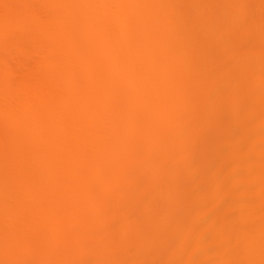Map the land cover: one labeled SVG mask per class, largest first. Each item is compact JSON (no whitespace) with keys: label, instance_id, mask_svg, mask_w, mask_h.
Instances as JSON below:
<instances>
[{"label":"bare ground","instance_id":"bare-ground-1","mask_svg":"<svg viewBox=\"0 0 264 264\" xmlns=\"http://www.w3.org/2000/svg\"><path fill=\"white\" fill-rule=\"evenodd\" d=\"M0 5V38L5 42L3 46L8 45L5 41L8 38L10 42H18L16 45L20 43V47L31 38L33 44L38 45L34 47V54L39 61L38 77L35 80L21 78L22 81L16 83L12 81L13 89L10 80L3 78V74L10 69L7 70L2 63L0 65V125L10 126L15 136H11V141H2L5 134L0 133V183L13 185L1 188L0 200L16 196L24 202L17 207V216L23 215L34 220L40 232L50 228L52 235L53 231L57 232L55 235L62 234L60 240L66 238L71 241L75 234L72 236L70 233L80 231L76 237L84 242V252L87 250L88 254L96 258L95 264L109 261L108 264H115V261L122 257L123 260L126 256L124 264L131 263L134 256L133 264L264 262V0H0ZM255 44L260 45L257 50L254 49ZM83 49L88 53L84 62L77 59ZM93 59L103 64L96 67L91 64ZM230 82H233L231 86ZM5 88L11 91L6 93ZM23 97L29 102L25 103ZM167 100L174 102L173 109L177 113L173 112L169 118V115L164 118L162 103ZM226 102H230L231 107ZM223 104L230 107L226 111L232 110L229 113L232 120H229V126L225 122H218L221 121L220 105ZM32 108L34 111H31ZM203 119L204 122L205 119L212 121L208 124ZM162 122L168 125L166 131L162 130ZM164 132H168L170 138L167 133L162 135ZM163 136L169 138L166 139L168 142L171 139L181 142L178 144L182 147V155L180 152L179 155L171 154V163L167 162V153L160 155L162 144L166 142ZM229 137L236 139L228 145ZM218 138H221L217 140L218 143L221 142L223 146L227 143L222 149H216L222 146L217 143ZM197 141L202 142L201 145ZM168 142L165 147L168 144V147L171 146ZM212 142H216L217 146ZM167 149L163 151L168 152ZM153 151L155 157L151 154ZM176 155L177 158H174ZM127 157L132 160L127 162ZM144 158L153 161L152 164ZM178 158H183L180 160L183 165L174 164V159L179 162ZM133 160H139L132 164L136 169H143L141 166L137 168L141 162L142 165L149 164L147 172L150 173L147 176L143 173V177L141 172L137 176L141 179V185L145 180H150L156 171H161L156 172L158 177L162 175V170L166 169L168 173L171 169L167 177L172 178L168 180L163 174L164 181L160 179L162 182H157L156 186L159 183L163 187L166 183L178 185L180 191H175V188V193H172V187L167 184L162 188L163 192L166 193V188H170H167L171 191H167V194L169 192L172 197H164L166 194L157 191L155 182L150 187L149 184L144 185V188L139 184L141 187L138 188L137 181L140 179H128L127 173H124L126 164ZM163 161L173 165L169 169ZM106 169L116 176L106 173ZM30 173L36 176L32 177L34 190L24 192L21 183L23 179L26 182V176ZM173 174L177 176L176 179ZM107 175L116 179L115 182L112 180L114 185L125 183L124 188L119 187L122 191L116 189L118 186H114ZM141 177L147 178L143 180ZM93 179H101L98 182H101V187H110L104 191L110 197L103 192L104 197H98V201L94 197L86 198L85 189L92 181L96 182ZM128 180L129 183L132 181L131 188L137 190L146 187L148 192V188L151 191L156 187L154 190L158 196L153 198H161L162 195L167 198L156 210L162 215V220L147 209L150 214H145L149 218L152 216V219L155 217V222L147 218L142 221L141 227L135 225L138 216L134 218L131 212L134 207H130V210L129 206L134 197L137 199L139 195V202L140 198L145 199L147 195L141 193L145 190H140L134 196L135 189L130 190L133 194L127 190L133 196L129 195L124 191L130 189L126 185ZM176 180L180 184L184 183L182 188ZM18 183L20 188L15 186ZM158 186L160 189L161 186ZM169 198L178 205L172 206L173 201ZM88 199L92 200L87 202ZM115 203L120 206L122 203V211L128 209L125 213L127 216L122 213L120 217V212H117L119 216L112 213L114 219L112 216L108 218L106 208L112 204L109 208L112 210ZM94 204L98 206L97 210ZM84 205L92 206L93 211L95 209L98 213L106 209L104 218L96 212L99 217L94 215L97 219L90 220L97 222L98 229L102 228L100 236L93 238L90 233L92 229L86 228L87 225L83 224L86 222L80 221ZM156 205L153 207L156 208ZM164 205L165 208L172 206L175 210L171 213L172 209H165ZM195 205L201 208L200 211L195 209ZM120 206L114 208L117 210ZM151 206L148 208L151 209ZM192 207L198 212H193ZM166 210L171 211L165 213L167 216L170 214L168 218L164 215ZM129 211L133 217L128 214ZM159 214L155 213L156 216ZM19 217L16 218L18 220L14 218L15 225L21 221ZM127 219L132 221L130 225ZM109 220L121 223L109 225L110 230L107 226ZM156 220L159 222L156 223ZM18 223L15 228L19 227ZM151 223L156 226L152 227ZM7 224L12 227L8 226L9 229H14V224ZM130 226L134 229L131 230ZM145 226H150L155 234L149 228H143ZM144 230L149 232V237L152 233L151 239ZM171 231L176 232L175 237H171ZM67 232L69 237L63 235ZM84 232H87V236ZM125 232L133 239L139 234L142 237L146 234L145 238L151 240L139 246L144 254L147 253V259L137 256L139 252L129 256L130 249L137 246L131 248L133 242ZM11 236L9 240H6L7 237H4L6 241L1 240L4 244L1 243L3 247L0 246V249L5 248L3 252H8L10 249L6 248L10 247L12 240L20 246L19 242L23 241L24 247H21L24 254L28 255V264H37L40 259L37 253L31 252L33 245L24 236L25 239L18 235L19 240ZM141 236L137 239H142ZM92 244L94 246L91 248ZM10 252L4 256L6 259ZM95 254H104L109 261L104 260V263L99 260L101 255H98V259ZM49 256H42L45 259L40 257L41 263L46 264L49 259L53 261L54 258ZM6 259L0 258V264H5ZM149 259L151 261H147ZM24 260L17 259L14 263L6 261L10 264H27ZM57 262L62 263L59 260Z\"/></svg>","mask_w":264,"mask_h":264},{"label":"rangeland","instance_id":"rangeland-1","mask_svg":"<svg viewBox=\"0 0 264 264\" xmlns=\"http://www.w3.org/2000/svg\"><path fill=\"white\" fill-rule=\"evenodd\" d=\"M4 1H5V0H4ZM1 2H2V0H1ZM0 6H1V5H0ZM1 8H2V7H1ZM1 8H0V9H1ZM1 10H2V9H1ZM0 12H2V11H0ZM0 14H1V13H0ZM0 39H1V38H0ZM8 39L10 40V38H8ZM1 40H2V39H1ZM9 40H5V41H6V44H8V45L3 46V45L5 44V42H4L3 40H2V43L0 44V45L3 47V48H2V47L0 46V47H1V48H0V61H1V62H0V65H1V63H2L3 66H6L5 68H7V70L10 69L9 71H7L8 73L6 72L5 74H3V78H4V79H7V80H10L9 82L12 83L11 85L13 86V87H12V89H13V88H15V87H14L12 81H14V83H16V81H17V82H21L23 78H24L23 80H26V79H31V80L34 79V80H35V79L38 77V75H39V73H38L39 70H38L37 67H38V64H39L38 62H39V61H38L37 56L34 54V50H35L34 47H38V45H37V43H36V44H33V40H32L31 38H30V40L27 41L24 45L22 44L23 46H21V47L19 46L20 43H19L18 45H16L18 42L16 43L14 40H13V41L11 40V42H10ZM7 41H8L9 43H7ZM0 42H1V41H0ZM3 42H4V43H3ZM255 46H256V47H255ZM259 46H260V45H258V44L256 45V44H255V45H254V49L259 48ZM256 50H257V49H256ZM258 50H259V49H258ZM86 55H87V58H88V53H87V52L85 53L84 49H83L82 51H80V54H79V56H78V58H77L78 61H82V62L86 61V60H85V59H86ZM91 64H92V65H95L96 67H98V66H101V65L103 64V62H102V61H99V60H96V59H93V60L91 61ZM162 71H163V69H162ZM9 72H10V73H9ZM1 74H2V73H1ZM0 77H1V75H0ZM8 78H9V79H8ZM21 78H22V79H21ZM19 79H20V81H18ZM232 83H233V82H232ZM232 83H231V82L229 83L230 86H231ZM229 84H228V85H229ZM15 85H16V84H15ZM228 85H227L226 87H227V88H230ZM7 88H11V87L8 86ZM7 88H5V92H6V93H7V92L9 93L11 90L9 89V91H8ZM6 89H7V91H6ZM225 90H227V89H225ZM228 90H229V89H228ZM226 92H227V91H226ZM223 93H224V92H223ZM223 95H224V94H223ZM228 95H229V94H228ZM228 95H227L226 97H228ZM228 98H229V97H228ZM26 99H28V98H26ZM23 100H25V97H23ZM28 100H29V99H28ZM28 100H25V103L29 102ZM225 100H227V99H225ZM19 101H22V100H19ZM227 101H229V100H227ZM30 102H31V101H30ZM170 102L173 103V104H171ZM224 102H225V101H224ZM242 102H243V101H242ZM22 103H23V102H22ZM166 103H167V104H166ZM168 103H170L172 107H171L170 104H168ZM226 103H228V105L230 104V102H226ZM226 103H225V104H226ZM23 104H24V103H23ZM32 104H33V103H32ZM166 105H168L169 108H167ZM173 105H174V102H172V101H170V100H169V101L167 100L166 102L164 101V102L162 103V112H163V113H162V117L165 118V116L169 115V116H167V117L169 118V117H170V114L173 115V112L175 111V109H173L175 106H173ZM244 105H245V104H244ZM28 106H29V105H28ZM33 106H34V104H33ZM33 106H32V107H33ZM220 106L222 107V109L220 108V110L222 111V113H221V119H220L221 121L218 120V122H223V124H224V122H225V125H228V123H229L230 121H232V120H230L231 118H230V115H229V113H230L232 110H231V111H226V110H227V108L230 110L231 105H229L230 107H229V106H226V105H224V104H223V106H222V105H220ZM225 106H226V108H225ZM29 107H30V106H29ZM164 108L167 109L168 111H166V110L163 111ZM30 109H31V108H30ZM32 109H33V110H31V111H34V108H32ZM172 109H173V110H172ZM26 110H28V109H26ZM221 111H220V112H221ZM225 111H226V112H225ZM168 112H169V113H168ZM218 112H219V111H218ZM218 112H217V113H218ZM223 112L225 113V115H223V114H224ZM227 112H228V113H227ZM167 113H168V114H167ZM175 113H177V112H174V114H175ZM139 114H140V115H144L143 113H142V114L139 113ZM163 114H164V115H163ZM215 114H216V113H215ZM219 114H220V113H219ZM227 114H228V115H227ZM230 114H231V113H230ZM216 115H217V114H216ZM202 116H203V114H202ZM213 116H214V115H211V117H213ZM227 116H228V118H227ZM172 117H173V116H172ZM174 117H175V116H174ZM174 117H173V118H174ZM176 117H177V115H176ZM211 117H210V118H211ZM215 117H216V116H215ZM215 117H213V118H215ZM217 117H218V115H217ZM208 118H209V117H208ZM210 118H209V119H210ZM213 118H212V119H213ZM219 118H220V115H219ZM223 118H225V121L223 120ZM166 119H167V118H166ZM176 119H177V118H176ZM226 119H227V120H226ZM162 120H163V118H162ZM171 120H172V119H171ZM206 120H207V122H208V119H205V122H206ZM214 120H216V119H214ZM229 120H230V121H229ZM0 121H1V120H0ZM165 121H167V120H165ZM165 121H164V122H165ZM168 121H170V120H168ZM209 121H210V120H209ZM211 121H212V120H211ZM211 121H210V122H211ZM172 122H173V121H172ZM174 122H176V121H174ZM203 122H204V119H203ZM203 122H202V123H203ZM205 122H204V123H205ZM210 122H208V124H209ZM169 123H170V122H169ZM230 123H231V122H230ZM1 124H3V123L1 122ZM154 124H155V122H154ZM164 124H165V123H164ZM164 124H163V122H162V126H163V127H162V130H165V131H166V127H167L168 125H166V124H167V123H166L165 126H164ZM206 124H207V123H206ZM211 124H213V122H212ZM211 124H210V125H211ZM200 125H201V124H200ZM1 126H2V125H0V133H1L2 135L5 134L4 137H2V135L0 134L1 137H2L1 140H2V141H4V140H5V141H11V140L13 139L12 137H15V136H13V133H11L12 130L10 129V126H8V125H6V124H5V125L3 124V127L6 129V131L10 129V131H7V132H8V135L6 134L7 132H5V129H4L3 127H1ZM22 126H24V125H22ZM203 126H204V125H203ZM228 126H229V125H228ZM6 127H7V128H6ZM8 127H9V128H8ZM209 127H210V126H209ZM1 128H2V129H1ZM22 128H25V127H22ZM163 128H165V129H163ZM168 128H170V127H168ZM206 129H207V128H206ZM206 129H204V130H206ZM208 129H209V128H208ZM2 130L4 131V133H3ZM25 130H26V129H25ZM167 130H168V129H167ZM168 131H169V130H168ZM166 133H167V135H168V132H166ZM166 133L164 132V134L162 133V135H165ZM11 134H12V135H11ZM9 135H10V138H11V139L9 138ZM11 136H12V137H11ZM168 136H169V135H168ZM1 137H0V138H1ZM153 138H154V137H153ZM155 138H156V137H155ZM162 138H163L164 140H166V139L169 140L170 136H169V138H167L166 136H163ZM176 138H177V137H176ZM3 139H4V140H3ZM7 139H9V140H7ZM163 139H162V141L164 142ZM219 139H221V138L216 139V141H217V140L219 141ZM222 139H223V138H222ZM232 139H233V140H232ZM235 139H236V138H233V137L230 138V137H229V141L227 142L228 145H229V143L232 144V142H233ZM1 140H0V141H1ZM168 140H166V142H164V143L162 144V151H160V155H161V153H162V154L167 153V155L165 154V155L168 157V158H167V159H168L167 162L169 161L168 163H171V161L173 160V157L171 158V154L173 155L174 153H178V155H179V152H180V153H181L180 155H182V152H181L182 147L178 144V143H181V142H180V141L178 142L177 139H176V140L173 139V141H172V139H171V142H168ZM192 140H194V139H192ZM223 140H224V139H223ZM206 141H210V142H211V141H214V140H213V139H212V140H209V139L207 140V139H206ZM218 141H217V143H218ZM221 141H222V140H221ZM167 142L170 143V145H171L170 147H168L169 144L167 145V147H165V145H166ZM176 142H177V143H176ZM197 142H198V141H197ZM197 142H195V143L197 144ZM175 143L178 144V146H176ZM190 143H192V142H190ZM195 143H193V144L195 145ZM198 143H199V142H198ZM201 143H202V142H200L199 144L201 145ZM217 143H216V142H215V143L212 142L213 145H215V144H217ZM227 143L225 142V143H224V146H223V144H222L221 142H219L218 144H220V145L222 144V146H221V147L218 146V147H216V149H219V148L222 149L223 147H225V145H226ZM172 144H173V145H172ZM182 144H183V143H182ZM182 144H181V145H182ZM193 144H191L192 147L194 146ZM199 144H198V145H199ZM203 144H207V143H203ZM209 144H210V143H209ZM174 145H175V146H174ZM173 146H174V148H171V147H173ZM182 146H185V144H183ZM215 146H217V145H215ZM163 147H164V148H163ZM195 147H196V146H195ZM201 147H203V146H201ZM205 147H206V146H205ZM207 147H209L208 144H207ZM166 148H169V149H167V151L169 150L168 152H164V151L166 150ZM183 148H184V147H183ZM193 148H194V147H193ZM163 149H164V151H163ZM195 149H197V148H195ZM199 149H200V147H199ZM199 149H198V150H199ZM224 149H225V148H224ZM25 150H26V149H25ZM237 150H239V149L237 148ZM14 151H15V150H14ZM136 151H137V150H136ZM175 151H176V152H175ZM239 151H240V150H239ZM155 152L158 153L157 150H156ZM137 153H138V151H137ZM150 153H151V152H150ZM138 154H139V153H138ZM140 154H141V153H140ZM140 154H139V155H140ZM151 154L154 156V151H153ZM204 154H205V153H204ZM204 154L202 153V155H204ZM208 154H209V153H208ZM152 155H151V157H153ZM142 156H143V153H142ZM162 156L164 157V155H162ZM204 156H205V155H204ZM138 157H139V156H138ZM143 157H144V156H143ZM151 157L149 158V160H151ZM154 157H155V156H154ZM154 157H153V158H154ZM156 158H157V157H156ZM158 158H159V157H158ZM174 158H177V155H176ZM203 158H204V157H203ZM128 159H129V160H128ZM130 159H131V157H130V158L127 157V158H126L127 162H129ZM138 159H140V158H138ZM164 159H165V158H164ZM169 159H170V160H169ZM131 160H132V159H131ZM144 160L146 161L145 158H144ZM149 160L146 161V162H151V164H152L153 161H149ZM180 160H183V158H182V159L180 158ZM180 160H179V158H178V161H179V162H175V159H174L173 162H174V164L176 163V164L178 165V163H180V165H181L182 162H180ZM133 161H134V160H133ZM145 161H143V162H145ZM156 161H159V162H160V160H156ZM156 161H155V163H156ZM176 161H177V160H176ZM135 162H139V160H138V161H134V162L131 161V163H128V165L125 163L127 169H125L126 172H125V170H124V173H125V174L127 173L126 175L128 176V179H131V178L133 179V178H135L134 180H136V177H137L141 172H142V175H143V173H144L146 176L148 175V173H150V171L147 172V171L149 170V169L147 170V168L149 167V166H148V165H149L148 163H144L143 165H145V166H143V165H142V162L140 161L141 164H139V167L137 166V168H140V166H141V167H143V169H136L135 167H132V164H135ZM155 163H154V164H155ZM168 163H165V162L163 161L164 166L167 165ZM129 164L131 165V168H132V169L134 168L133 171L130 170L131 168L128 169L129 166H130ZM183 164H184V163H183ZM183 164H182V165H183ZM172 165H173V163H172ZM172 165H171V164H168L169 169H170V166H172ZM133 166H134V165H133ZM145 167H146V168H145ZM173 167H174V166H173ZM163 168H164V167H163ZM174 168H175V167H174ZM110 169H111V168H110ZM112 169H113V168H112ZM112 169H111V170H112ZM161 169H162V168H161ZM107 170H108V169L105 170L106 173L111 171V170H109V171H107ZM128 170H130L131 172L128 171ZM114 171H115V170H114ZM114 171H113V172H114ZM165 171H166V169H165ZM165 171L162 170V173H161L162 175H160V176H158V177H157V175H156V172H157V171H156V172H155V175H154L155 177L153 176L154 178H153V177H152L151 179L149 178L150 180H148V181L145 180V181H147V182L144 181V184H142V185H141V183H140L141 179H140L139 177H137V179H140V180L137 181V183H138V184H137V185H138V188L141 187V186L143 187L144 185L147 186V184H149V187H150V184L152 185V183H154V182H155L154 185L156 186L157 182H162L160 179H162V177H164L165 175H166V178H167L168 180H169L170 178H172V177H170V178L167 177V174L171 171V169L168 170V173L165 172ZM105 172H104V173H105ZM158 172H161V171L159 170ZM158 172H157V173H158ZM171 172H172V171H171ZM180 172H181V170H180ZM183 172H184V171H183ZM183 172H182V173H183ZM128 173H129V174H128ZM135 173H136V174H135ZM165 173H166V174H165ZM110 174H113V173L110 172ZM134 174H135V175H134ZM163 174H164V176H163ZM113 175H114V174H113ZM140 175H141V174H140ZM158 175H159V174H158ZM174 175H175V174H173V176H174ZM182 175H183V178H184V174H182ZM115 176H116V175H114L113 177H115ZM117 176H118V175H117ZM122 176L124 177V175H122ZM150 176H152V174L149 175L148 177H150ZM168 176H169V174H168ZM179 176H180V173H179ZM32 177H36V176H35L33 173H30L29 176H26V182H25V183H24V179H23V183H24V184L21 183V186H22L21 189H23L24 192H25L26 190H28V191H33V190H34L33 187H32V186H33V185H32V184H33V178H32ZM107 177H108L109 181H110V180H111V181L113 180L114 182L116 181V179L114 180V178H112V176H108V175H107ZM143 177H145V176L143 175ZM143 177H141V178H143ZM174 177H175L174 179H176L177 176H174ZM105 178H106V176H105ZM121 178H122V177H121ZM146 178H147V177H146ZM146 178H143V180L146 179ZM166 178H165V180H166ZM180 178H181V176H180ZM180 178H179V180H180ZM34 179H35V178H34ZM126 179H127V178H126ZM181 179H182V178H181ZM93 180H95V179H93ZM96 180H97V179H96ZM96 180H95V181H96ZM100 180H101V179H100ZM100 180H99V181H100ZM102 180H103V179H102ZM104 180H105V179H104ZM104 180H103V181H104ZM106 180H107V178H106ZM106 180H105V183H106ZM121 180H123V179H121ZM134 180H133V181H134ZM159 180H160V181H159ZM162 180H163V179H162ZM179 180H178V182H179ZM182 180H183V179H182ZM64 181L69 182L70 179H69V180L64 179ZM99 181H96V182H93V181H92V183H91L89 186L87 185V186H88L87 188L85 187L86 189H85V193H84V194L86 195V198L88 197V198L90 199V198L92 197V199H93V197H94V198H96V201H98L97 198H98V197L102 198V196H103V192L106 191V190H108V189H110V187H109V188H106V187H103V186L101 187V185H99V184H101V182L98 183ZM109 181H108V183H109ZM111 181H110V182H111ZM113 181H112V184H113ZM119 181H120V180H119ZM125 181H126V180H125ZM163 181H164V180H163ZM173 181H174V180H173ZM180 181H181V180H180ZM185 181L187 182V180H185ZM185 181H184V182H185ZM10 182H11V181H10ZM122 182H123V181H122ZM165 182H167V180H166ZM165 182H164V183H165ZM169 182H170V181H169ZM171 182H172V181H171ZM175 182H177V180H176ZM175 182H174V183H175ZM178 182H177V183H178ZM186 182H185V184H186L185 186H187L186 188H188L189 185H188V182H187V183H186ZM11 183H12V182H11ZM102 183H103V182H102ZM123 183H124V182H123ZM123 183H122V184L119 183L118 185L115 184V185L118 186V188H116V187H115V188H116L117 190H120L119 187H120V188H122V187L124 188L125 186L123 185ZM130 183H132V181H131ZM130 183H129V180H128V183L126 182L127 187L130 188V189H126V190L124 189V191L127 192V190H129V192H130L131 189H135V188H133V187L131 188V186H130L131 184H130ZM133 183H134V182H133ZM135 183H136V182H135ZM106 184H107V183H106ZM109 184H110V183H109ZM109 184H108V185H109ZM124 184H125V183H124ZM139 184H140L141 186H140ZM167 184H168V183H166L165 186H166ZM172 184H173V183H172ZM178 184L181 185V188H182V185H183L184 183H181V184H180V182H179ZM5 185H8L7 188H10V187L13 186V185L10 186L11 184H9V183H6ZM5 185H4V183L1 182V183H0V190H1V188H3V186H5ZM103 185H104V183H103ZM113 185H114V184H113ZM113 185H112V186H113ZM115 185H114V186H115ZM121 185H122V186H121ZM158 185L161 186V187H160L161 190L159 189V186H158ZM158 185L156 186V187L159 189V190L157 189V191H161V192H163V189H164L165 186L163 187V184H161V183H159ZM176 185H177V184H176ZM15 186L18 187V188H20V183L16 184ZM105 186H106V185H105ZM110 186H111V184H110ZM132 186H133V185H132ZM135 186H136V185H135ZM168 186H171V185L168 184ZM174 186H175V185H172V186H171L172 189H173V190H171L172 193H173V192L175 193V191H180V188L177 187L178 185L175 186V187H174ZM136 187H137V186H136ZM151 187H152V186H151ZM156 187H154L151 191H150V188H148V192H147L146 187H145V189H138V188H137V190L135 189V191H134L135 194H133V192L131 191L132 194H133L134 196H135L136 194H138L136 191H138V192L140 193V190H141V191H142V190H145V191L148 193V194H146V192H141V193L147 195V197H145V195H140V196H143L142 198L145 197V199H141V198L139 199V200L142 202L141 204H139L140 201H139V202L137 201L139 195H138V197H137V199H136V197H134V198L132 197L133 195L130 194L131 192H130V193L127 192L129 195H132V196H130V197H132V198L134 199V201L132 202V203H134V204L132 205V203H131L132 206H131V205H130V206L128 205V206H129V209H130V210H131V208L134 207V208L132 209L131 212H132V215L135 216L134 218H136V217L138 216V217H137L138 220L135 221V225H136V226L139 225V226H137L138 228L142 226V225H140V224L143 223L144 221H146L145 219H147V218L149 219L150 222H152V221H151V219H152L151 217H152V216L150 217L151 219L149 218V216L147 217V215L150 214L149 211H151L152 213L155 212L156 215L159 214V212L157 213L156 210L158 211V208H160L161 205L164 204V202H165L164 199L167 200V198H163V195H162V194H159V196H160V195H162V196H161V198L157 197L158 200H157V198H153V197L158 196V195H157V192L154 190V189H156ZM173 187H174V188H173ZM113 188H114V187H113ZM143 188H144V187H143ZM162 188H163V189H162ZM167 188H168V187H167ZM167 188H166V190H165L166 193L163 192V193L166 194L164 197H166V196H168V195H170V196L172 195V194L169 193V192H171V191L168 190V189H170V188H168V189H167ZM175 188H176V190L174 191ZM184 188H185V187H183V189H184ZM186 188H185V189H186ZM105 189H106V190H105ZM116 189H115V190H116ZM183 189H182L181 191H183ZM113 190H114V189H113ZM153 190H154V191H153ZM186 190H188V189H186ZM120 191H122V190H120ZM167 191H169L168 194H167ZM107 192H108V191H107ZM111 192H112V190H111ZM149 192H150V193H149ZM151 192H153V195H154V196L152 195ZM161 192H160V193H161ZM154 193H155L156 195H155ZM158 193H159V192H158ZM104 194H105V195L107 194V196L109 195V197H110V194L105 193V192H104ZM128 194H126V195H128ZM150 194H151V195H150ZM95 195H96L97 197H96ZM148 195H149V196H148ZM103 197H104V196H103ZM105 197H106V196H105ZM111 197H112V196H111ZM128 197H129V196H128ZM171 197H172V196H171ZM100 198H99V200H100ZM152 198H153V199H152ZM89 199H88L87 202H89V201L92 200V199H91V200H89ZM128 199H129V198H128ZM130 199H131V198H130ZM135 199H136L137 202H135ZM151 199H152V201H151ZM94 200H95V199H94ZM125 200H126V199H125ZM153 200H155V201H153ZM169 200H171V199L169 198ZM131 201H132V200H131ZM149 201H151V203H149ZM160 201H161V202H160ZM162 201H164L163 204H162ZM171 201H173V199H172ZM92 202H93V201H92ZM108 202H109V201H108ZM117 202H118V201H117ZM119 202H120V201H119ZM125 202H126V201H125ZM125 202H124V204H125ZM128 202H129V200H128ZM95 203H96V202H95ZM110 203H111V202H110ZM136 203H137V205H136ZM148 203H149V204H148ZM166 203H167V202H166ZM23 204H24V202L20 201V199H18L16 196H10V197H8V198L5 199V200H0V246L3 247V245H1V243H3V241H1V240H5L4 237H7V238H8V239L6 238V240H9V239H10V236H11V234H10L11 231H10V230H13L14 233H13V232H11V233H12V235H13V234H14V235L11 236V237H16V238L18 237L17 239L19 240V236L22 234L20 237L23 238V236H24L26 239H25V238H23V239H25L26 241L30 242V243L33 245V246H32L33 249H31V252H32V250H33L35 253H37V254H38V257H39V259H40V260H38L39 262H38V261L36 262L37 264H42V263H41V262H42V259H41V258L45 259V257H42V256H49V255H48V252H49V254H50V253L52 254V255L50 254V256H51V258L53 257L54 259H53V261H52L51 259H49V260H48V263H46V264H49V263H50V264H62V263H63V264H66L65 262H68V263H71V264H73V263H74V264H95L94 259H96V258H93L92 255L88 254V251H87V250L84 252V248H83V247H84V246H83V243H84V242L82 243L81 238L76 237V236H78V233H79L80 231H76V232H73V233H70V232L68 231L70 234H72V236L75 234L74 237H73L74 240L72 239L71 241H69V240L66 239V238L60 240V235L62 236V234H56V235H55V233H57V232L54 233V231L52 230V231H53V235H52V232H51L50 228H49L50 231H49V230H46V232H45V231H44V232H40V231L38 230V228H36L35 225H36L37 223H34V222H35L34 220L32 221V220L28 219V217L23 216V215H20V216H22V217L17 216V215H18V211H16V210H17V207H18L19 205L22 206ZM90 204L92 205L93 203H90ZM106 204H107V203H106ZM106 204H105V207H106ZM124 204H123V205H124ZM146 204H147V206H145ZM153 204H154V205L157 204V205H156V206H157V207H156L157 209L153 207V206H154ZM168 204L170 205V201L168 202ZM113 205H114V204H113ZM126 205H127V204H126ZM139 205H140V207H139ZM151 205H153V206H151ZM166 205H167V204H166ZM166 205H164V208H165ZM171 205L174 206V207H176V205H178V203H175V202L173 201V202L171 203ZM88 206H90V205H87V206L84 205L83 218H85V219L81 218L82 220H80V221L86 222V223H83L84 226L87 225L86 228L89 227L90 230L92 229L90 233H92V235H93L92 237L95 238V237H97V235L100 236V235H99V232H100V230H102V228L98 229V227H97V222L94 223L93 221H90V220H93V219H94V220L97 219V218L94 216V215L97 216V214H95L97 211L95 212V209H94V211H93V208H91L92 206H91V207H88ZM108 206H109V205H107V207H108ZM114 206H115V208H116V206H120V204L116 205V203H115ZM114 206H113V208H114ZM128 206H127V207H128ZM141 206H143L142 209H141ZM144 206H145V207H144ZM148 206H149V208H150V206H151V209H149ZM172 206H167L165 209H167V208L169 207V209H172V212H171V211H169V212L173 213V211H174L175 209H174ZM195 206H196V205H195ZM197 206H198V205H197ZM197 206H196L195 209L198 210V211H200L201 208H199V207H197ZM204 206L207 207V208H209V206H206V205H204ZM204 206H202V207L204 208ZM94 207L96 208V210L98 209V208H97L98 206L96 207L95 204H94ZM110 207H112V204H111ZM110 207L106 208L107 210L104 208V209L107 211V213H106V211L104 210V211H101L102 213L99 212V213H101L102 215L99 214V213L97 212L98 215L103 216V215H104L103 213L105 212L106 215L108 216V218L110 219V216L113 217L114 214H117V215H118L119 212H120L119 215H120V217H121V214L123 213V215H124V214L126 213V211L128 210V209H127L126 211H122V203H121V206H120V207H117V210H116L115 208H114V209L112 208V210H111V209H109ZM123 207H124V206H123ZM130 207H131V208H130ZM137 207H139V208H137ZM152 207H153V208H152ZM162 207H163V206H162ZM198 208H199V209H198ZM108 209H109L110 211H109ZM123 209H124V208H123ZM125 209H126V206H125ZM136 209H138V210H136ZM140 209H141V210H140ZM147 209L149 210V211H148L149 213H147V211H146ZM165 209H164V210H165ZM169 209H168V210H169ZM101 210H102V209H101ZM133 210L136 211V212H134V214H135V213H138V214H137V215H136V214L134 215V214H133ZM168 210H166V211L164 212V215H165L167 218H168V216H170V214H168V216L165 214L166 212L169 213ZM191 210H193V212H195V210H194L193 207L191 208ZM114 211H116V212H114ZM139 211H140V212L142 211V212L139 214ZM198 211H196V212H198ZM16 212H17V213H16ZM117 212H118V213H117ZM160 212L162 213V211H160ZM196 212H195V213H196ZM109 213H110V214H109ZM112 213H114V214H112ZM145 213H147V215H146ZM155 213H154L153 215H154L155 217H157V218L160 216V219H161V216H162V215L159 214L158 216H156ZM14 214H15L17 217L21 218V221H22V223H21V221H19V223H20L21 226H20L19 223L17 222L19 227H16V228H17L16 231H15V229H16L15 226L17 225V223H16V225H15V222H14L15 220H14V218L16 219L17 217H16ZM128 214H130V216L133 217V216L131 215L130 211H129ZM106 215H105V216H106ZM117 215H115L116 218H118ZM119 215H118V216H119ZM143 215H144V216H143ZM125 216H127V215L125 214ZM154 216H153V217H154ZM165 216H163V217H165ZM171 216H172V215H171ZM80 217H81V216H80ZM94 217H95V218H94ZM97 217H99V216H97ZM128 217H129V216H128ZM139 217L142 218V219L140 220L141 222H139V219H140ZM155 217H154V219H152V220H154L153 222H155ZM166 217H165V218H166ZM92 218H93V219H92ZM102 218H104V216H103ZM116 218H115V219H116ZM122 218H123V217H122ZM122 218H120L119 220H121ZM129 218H130V217H129ZM129 218H128V219H129ZM157 218H156V219H157ZM86 219H87V220H86ZM98 219H100V218H98ZM113 219H114V217H113ZM123 219H124V218H123ZM123 219H122V220H123ZM128 219H127V220H128ZM131 219H133V218H131ZM16 220H18V219H16ZM19 220H20V219H19ZM88 220H89V221H88ZM116 220H117V219H116ZM127 220H125V222H126ZM161 220H162V219H161ZM161 220H160V221H161ZM12 221H13L14 223H13ZM109 221H110V222H109ZM109 221H108L109 223H108V225H107L109 229H110V227H111L112 224L115 223V225H116V223H118V222L121 223V221H116V222H115V220H114V223L111 222V220H109ZM123 221H124V220H123ZM123 221H122V222H123ZM128 221H129V220H128ZM142 221H143V222H142ZM149 221L147 222L148 224L150 223ZM156 221H157L156 223L159 222L158 220H156ZM8 222H11V224H12V223L14 224V227H13L14 229H9V227H11V225H8V224H7ZM87 222H88V224H87ZM90 222H91V223H90ZM125 222H124V223H125ZM130 222L132 223V221H129V225H130ZM110 223H111V224H110ZM120 223H119V224H120ZM13 224H12V226H13ZM92 224H93V226H92ZM94 224H95L96 226H95ZM144 224H145V223H144ZM151 224H152V223H151ZM109 225H110V227H109ZM121 225H123V223H122ZM145 225H146V224H145ZM8 226H9V227H8ZM27 226H28V227H27ZM90 226H91V227H90ZM99 226H100V225H99ZM113 226H114V225H113ZM143 226H144V225H143ZM147 226H148V225H147ZM154 226H156V225L154 224ZM154 226H153V224H152V227H154ZM6 227H7V228H6ZM77 227H80V226H77ZM100 227H101V226H100ZM130 227H131V226H130ZM130 227H129V228H130ZM149 227H150V226H149ZM149 227H146V226H145V227H143V228L146 229V228H149ZM11 228H12V227H11ZM26 228H27V230H26ZM93 228H94V229H93ZM106 228H107V227H106ZM114 228H115V227H114ZM116 228L118 229V227H116ZM126 228H128V226H127ZM143 228H142V229H143ZM150 228H151V227H150ZM150 228H149V229H150ZM117 229H116V230H117ZM119 229H120V225H119ZM130 229L132 230V229H134V228L131 227ZM149 229H148V230H149ZM157 229H158V228H157ZM18 230H19V232H18V234H17V231H18ZM21 230H22V231H21ZM25 230H26V232H25ZM90 230H89V231H90ZM110 230H111V229H110ZM116 230H115V231H116ZM120 230H121V229H120ZM128 230H129V229H128ZM150 230H152V229H150ZM150 230H149V231H150ZM23 231H24V232H23ZM87 231H88V230H87ZM129 231H130V230H129ZM146 231H147V230H146ZM152 231H154V230H152ZM15 232H16V233H15ZM68 232L65 233V234H63V235H65V236L67 235V236H68ZM102 232H103V231H102ZM116 232L118 233L119 231H116ZM116 232H115V233H116ZM133 232H134V231H133ZM140 232H142L141 229H140ZM140 232H139V233H140ZM143 232H145V230H144ZM156 232H158V231H156ZM171 232H172V234L170 233L171 237H175L176 232H175V233H174L173 231H171ZM59 233H60V232H59ZM84 233H86V236H87V232H84ZM90 233H88V234H90ZM117 233H116V234H117ZM125 233L127 234L126 236H127V238L130 239L131 243L133 242L131 248H134L135 246L138 247V248L135 247L136 250H135V249H130L132 252L129 251V253H130L129 256H131L132 253L135 254L134 252H136L135 255H137V252H139L137 256H140L141 258L147 259V257H146V254H147V253L144 254V252H143L144 250L141 251V250L139 249V246H142V244L144 245V243H146V241H148L149 239H151V238H152V233H150V234H151V236H150L151 238H150V237L148 236V233H149V232H148V233L145 232V233H147V236L149 237V239H148L147 237L145 238V235H146V234L144 235V237H142L141 234H139V235L142 237V239H141V238H140V239H137L138 237H140V236H138V235L136 236L137 238H135V236H134V238L137 239V240L131 238L129 233H127V232H125ZM130 233H131V232H130ZM135 233H136V230H135ZM82 234H83V233H82ZM101 234L104 235L103 233H101ZM119 234H120V233H119ZM136 234H138V233H136ZM150 234H149V235H150ZM154 234H155V231H154ZM154 234H153V235H154ZM7 235H9V236H7ZM15 235H16V236H15ZM18 235H19V236H18ZM142 235H143V233H142ZM156 235H158V234H156ZM72 236H71V238H72ZM84 236H85V235H84ZM114 236H115V235H114ZM117 236H118V235H117ZM131 236H133V235H131ZM68 237H69V236H68ZM98 238H99V237H98ZM116 238H117V237H116ZM119 238H120V236H118V239H119ZM84 239H85V238L83 237V241H84ZM88 239H89V238H88ZM173 239H174V238H173ZM6 240H5V241H6ZM93 240H94V239H93ZM116 240H117V239H116ZM139 240H140V241H139ZM152 240H153V239H152ZM13 241H14V240H12V242H13ZM94 241H95V240H94ZM149 241H151V240H149ZM149 241H148V242H149ZM12 242H11L10 247L12 246V244H13V247H14L15 244H16L15 241H14L15 243H12ZM18 242H19V241H18ZM22 242H23V241H22ZM22 242H19V244H21V246L24 244V243L22 244ZM138 242H139V243H138ZM148 242H147L146 244H148ZM3 244H4V243H3ZM93 244L95 245L96 243L94 242ZM93 244L90 245V247H91V246H94ZM16 246L18 247V249H17ZM16 246H15L14 248L11 247L12 249H11L10 247H7L6 249L9 248L10 251H11V250H12V251H11V252H10V251L6 252V250H5V251H4V252H5V255H3V253H4V252H3V249H5V248H2V247H1V249H0V254H1V253H2V254L0 255V258L3 257V258L6 259V257H4V256H7V254L10 252L11 254H10V256H8L9 258L7 257L6 260H8V261H10V262L12 261V263H14L13 261L17 262V259H18V261H21V259H22V261H23V260L25 259V260H26V263L28 264V262H27V258H28L27 256H28V255L26 256V254H24L25 251H22V249H23L22 247H24V245L21 247L20 245L16 244ZM19 246H20V248H19ZM91 248H92V247H91ZM140 248H142V247H140ZM88 249H89V248H88ZM95 249H97V248H95ZM17 250H18V251L20 250V251L18 252ZM23 250H24V249H23ZM91 250H92V249H91ZM133 250H134V251H133ZM50 251H51V252H50ZM54 251H55V252H54ZM92 251H93V250H92ZM96 251H98V250H96ZM14 252H15V253H14ZM26 252H27V251H26ZM28 252H29V251H28ZM94 253H95V252H94ZM125 253H126V252H125ZM125 253H124V255L127 254V253H126V254H125ZM129 253H128V254H129ZM96 254H97V253H96ZM96 254H95V256H97V258H98V255H101V254H98V255H96ZM117 254H118V253H117ZM143 254H144V255H143ZM148 254H149V253H148ZM87 255H88V256H87ZM89 255H90L91 257H90ZM102 255H103V256H102ZM102 255H101V258L104 257V259L102 260L101 258H100V259L98 258L100 261H103L104 263H105L104 260L109 261V260H107V259L105 258L104 254H102ZM157 255H158V254H157ZM50 256H49V257H50ZM57 256H58V257H57ZM119 256H120V255L116 256L115 260H116L117 257H119ZM122 256H123V255H122ZM129 256H128V259H129ZM133 256H134V255H133ZM133 256H132V257H133ZM147 256H148V255H147ZM150 256H151V255H150ZM150 256H149V257H150ZM40 257H41V258H40ZM86 257H87V258H86ZM89 257H90V258H89ZM124 257H125V256H124ZM126 257H127V256H126ZM126 257H125V258H126ZM140 257H139V258H140ZM145 257H146V258H145ZM149 257H148V258H149ZM157 257H158V256H157ZM46 258H47V257H46ZM56 258H57V261L59 260V261H61L62 263L57 262V261H56ZM122 258H123V257H122ZM122 258H121L120 260H122ZM125 258H124V259H125ZM137 258H138V257H137ZM150 258H151V257H150ZM61 259H63V260H61ZM98 259H97V260H98ZM124 259H123L122 261L117 260V261H115V262H116V263H117V262H118V263L121 262L120 264H124V263H125L124 261H127V260H124ZM151 259H152V258H151ZM6 260H5V262H4L5 264L8 263ZM25 260H24V262H25ZM99 260H98V261H99ZM129 260H130V259H129ZM129 260H128V261H129ZM132 260H135V256L131 259V263H128V262H127V264H133V261H132ZM1 261H2V260H1ZM3 261H4V259H3ZM28 261H29V260H28ZM49 261H51L52 263L49 262ZM63 261H65V262H63ZM71 261H72V262H71ZM73 261H74V262H73ZM98 261H97V262H98ZM136 261H137V259H136ZM147 261H151V260L149 259V260H147ZM6 262H7V263H6ZM10 262H9L8 264H10ZM109 262H110V261H109ZM109 262H108V263H109ZM123 262H124V263H123ZM34 263H35V262H34ZM106 263H107V262H106ZM106 263H105V264H106ZM108 263H107V264H108ZM116 263H115V264H116ZM1 264H3V263H1ZM18 264H19V263H18ZM20 264H21V263H20ZM32 264H33V263H32ZM98 264H100V263H98ZM112 264H114V263H112Z\"/></svg>","mask_w":264,"mask_h":264},{"label":"snow or ice","instance_id":"snow-or-ice-1","mask_svg":"<svg viewBox=\"0 0 264 264\" xmlns=\"http://www.w3.org/2000/svg\"><path fill=\"white\" fill-rule=\"evenodd\" d=\"M262 264H264V262H262Z\"/></svg>","mask_w":264,"mask_h":264}]
</instances>
